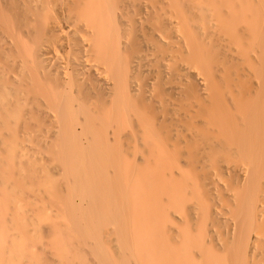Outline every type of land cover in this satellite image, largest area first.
Listing matches in <instances>:
<instances>
[{"label":"bare ground","instance_id":"bare-ground-1","mask_svg":"<svg viewBox=\"0 0 264 264\" xmlns=\"http://www.w3.org/2000/svg\"><path fill=\"white\" fill-rule=\"evenodd\" d=\"M44 258L264 264V0H0V264Z\"/></svg>","mask_w":264,"mask_h":264},{"label":"rangeland","instance_id":"rangeland-1","mask_svg":"<svg viewBox=\"0 0 264 264\" xmlns=\"http://www.w3.org/2000/svg\"><path fill=\"white\" fill-rule=\"evenodd\" d=\"M40 167H42V166H38V171L41 170V169L39 170ZM59 180H60V183L62 184V181H63V180H61L60 178H59ZM59 180H57V182H59ZM57 182H56V185H57ZM58 184H59V183H58ZM61 184H60V185H61ZM62 186H63V188L65 189V187H64V183L62 184ZM58 187H59V186H58ZM56 188H57V187H56ZM63 188L61 187V189H63ZM61 189L58 188V191H61ZM62 191H63V190H62ZM62 191H61V192H62ZM63 192H64V191H63ZM47 232H48V231H47ZM47 232H46V234H49V232H48V233H47ZM44 234H45V232H44ZM49 235H50V234H49ZM44 236H45V235H44ZM46 236H47V235H46ZM80 249H81V248H80ZM81 250H83V249H81ZM85 250H86V249H85ZM85 250H84V251H85ZM84 251H83V252H84ZM86 251H87V250H86ZM86 251H85V252H86ZM83 252H82V253H83ZM81 255L85 256V254H81ZM88 255H89V253H88ZM88 255H87V256H88ZM90 255H91V254H90ZM44 256H46V255H44ZM42 257H43V255H42ZM85 257H86V256H85ZM88 257H90V256H88ZM88 257H86V258H88ZM46 258H47V257H46ZM86 258H84V259L86 260ZM44 259H45V258H44ZM47 259H48V258H47ZM47 259H45V260L42 259L43 262H42L41 264H50L49 260L47 261ZM46 262H47V263H46Z\"/></svg>","mask_w":264,"mask_h":264}]
</instances>
